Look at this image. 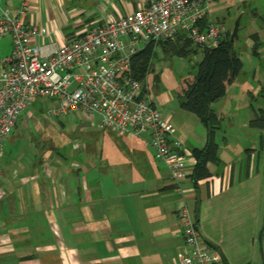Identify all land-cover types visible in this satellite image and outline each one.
<instances>
[{
	"label": "crops",
	"instance_id": "1",
	"mask_svg": "<svg viewBox=\"0 0 264 264\" xmlns=\"http://www.w3.org/2000/svg\"><path fill=\"white\" fill-rule=\"evenodd\" d=\"M151 1L0 0V16L7 12L45 27L48 33L34 37L33 44L60 45ZM24 2L28 10L21 13ZM12 48L11 35L2 36L0 71ZM163 117L175 127L172 115ZM107 130L120 137L118 145L113 136L118 149L131 155H5L3 147L0 264H177L185 246L178 216L182 205L194 214L203 240L219 250L222 264H258L263 151L256 155L253 148L238 165L221 157L219 164H209L212 176L195 187L190 174L175 183L167 166L159 161L167 168L162 170L154 155L146 154L149 134ZM176 136L184 142L177 129ZM184 149L193 172V148Z\"/></svg>",
	"mask_w": 264,
	"mask_h": 264
},
{
	"label": "built area",
	"instance_id": "2",
	"mask_svg": "<svg viewBox=\"0 0 264 264\" xmlns=\"http://www.w3.org/2000/svg\"><path fill=\"white\" fill-rule=\"evenodd\" d=\"M27 10L24 2L21 13ZM208 13V0H152L125 16L105 19L60 45L52 42L46 46L32 43L34 37L48 33L45 27L3 13L0 38L10 34L13 48L1 61L0 157L21 114L42 98L54 102L47 109L49 117H98L101 128L119 135L148 133L154 157L167 166L170 179L175 183L186 179L192 173L193 160L175 127L130 71L134 55L150 42L183 35L201 49L218 47L226 26L208 21ZM178 216L185 246L177 264H222L219 250L203 240L192 211L182 205Z\"/></svg>",
	"mask_w": 264,
	"mask_h": 264
},
{
	"label": "rangeland",
	"instance_id": "3",
	"mask_svg": "<svg viewBox=\"0 0 264 264\" xmlns=\"http://www.w3.org/2000/svg\"><path fill=\"white\" fill-rule=\"evenodd\" d=\"M208 2V17L211 21L226 26L225 38H232L235 23L240 19L234 47L243 61V69L229 88L227 87L226 95L212 105L220 119L215 134L219 145L218 156L227 164L234 162L238 165L242 161L241 155H246L245 149H261L264 155V129L254 127L250 123L256 117L257 109L264 108V32L259 56L252 53L254 41L251 37L260 29L264 30L261 18L253 21L255 13L258 14L256 16L264 18V0ZM155 52V59L151 62L143 85L152 100L159 105L163 115H172V123L178 133L183 135L184 145L190 148L202 147L207 128L195 114L182 109L179 100L184 90L183 80H191L195 76L201 54L183 57L172 54L169 50L164 51L160 46ZM245 89L249 92L243 93ZM248 103H251V106ZM52 105L53 101L40 98L21 114L13 136L5 140V155H131V151L118 149L117 144H121L120 137L101 128L98 117H95V121L88 122L86 117L79 119L74 115L49 117L47 109ZM89 122H92V125ZM147 135L148 133H145L141 136ZM144 147L147 155H154L151 145ZM186 149L189 150L187 146ZM242 159L245 162V156ZM155 161L162 170L167 171L166 166ZM156 164L153 165L157 166ZM215 167L211 165L212 170ZM261 209V230L256 258L258 264H264V194Z\"/></svg>",
	"mask_w": 264,
	"mask_h": 264
},
{
	"label": "trees",
	"instance_id": "4",
	"mask_svg": "<svg viewBox=\"0 0 264 264\" xmlns=\"http://www.w3.org/2000/svg\"><path fill=\"white\" fill-rule=\"evenodd\" d=\"M263 22L262 16H256ZM254 44L252 53L260 55L261 40L258 32L251 35ZM193 43L183 35L177 36L173 40H161L150 42L147 47L138 52L133 57L130 74L142 83L146 81L150 65L155 59V49L160 46L164 51H171L183 57L191 54H201L198 62L197 72L191 79H184V90L179 96L182 109L195 114L207 128V138L202 148H193L192 154L196 160L193 172L190 177L196 187L202 179L212 176L209 169L210 163L219 164V145L215 140L216 130L219 128V115L212 106L213 103L222 99L226 95L228 85L236 80L243 69V61L234 47V39L224 38L218 47L212 49H201L192 46ZM251 125L264 129V108L257 109L256 117L251 120ZM254 149H245L246 155H250ZM262 150H258L256 155H261ZM259 159V158H258Z\"/></svg>",
	"mask_w": 264,
	"mask_h": 264
},
{
	"label": "water",
	"instance_id": "5",
	"mask_svg": "<svg viewBox=\"0 0 264 264\" xmlns=\"http://www.w3.org/2000/svg\"><path fill=\"white\" fill-rule=\"evenodd\" d=\"M239 23H240V19H238L235 23L234 29H233V33H232V39H234L237 34H238V29H239Z\"/></svg>",
	"mask_w": 264,
	"mask_h": 264
}]
</instances>
